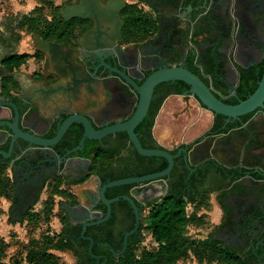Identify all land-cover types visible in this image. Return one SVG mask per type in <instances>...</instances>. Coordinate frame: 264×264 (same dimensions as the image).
<instances>
[{"label":"flooded vegetation","instance_id":"flooded-vegetation-1","mask_svg":"<svg viewBox=\"0 0 264 264\" xmlns=\"http://www.w3.org/2000/svg\"><path fill=\"white\" fill-rule=\"evenodd\" d=\"M78 1H65L58 11L60 16L57 11L54 12V38H47L64 44L67 48L71 47L76 61L89 73L91 79L80 86L76 95L72 90L60 89L54 92V97L44 101L40 85H55L60 81L72 86L71 78L65 79L51 71L48 55L39 51L36 43L33 52L24 49L22 43L25 31L20 26V17L5 15L0 18V57L3 56L2 64L10 72L9 76L3 77L6 86L3 93L17 104L22 101L19 98L33 102L28 103L27 108L33 121L39 123L37 129L40 131H44L50 123L41 121L42 113H61L59 115H63V119L72 112L83 113L91 119L96 129L129 119L136 109L140 94L125 78L127 69L122 64L130 66V72L137 84H141L150 73L159 68L158 64L187 67L207 84L212 85L217 93L224 94L230 103H236L241 98V85L245 80L251 79L255 73H258L260 78L263 73L264 0H207L204 4L195 0H182V3L180 0H174L170 4L160 0H125V6L120 9V18L124 21L120 24L117 21L107 23L104 20L97 23L89 15H70L65 18L62 15L64 4ZM128 8L144 12L153 20L155 27L136 29L134 23L127 21L125 9ZM179 27L183 28V31L178 35ZM203 28L208 31L199 36ZM105 32L113 35L111 49L98 52L86 48L97 41L99 34L105 38ZM118 33L121 36L119 38ZM209 33H212V38H208ZM222 37V41L216 44ZM23 53L32 54L34 61L40 57L44 58L43 68L40 69L35 64L29 74L22 76V65L25 62L19 64L18 56ZM229 60H232L233 64ZM249 62V67L243 66ZM225 69L228 72L226 83L222 80ZM188 87V84L181 80L163 81L155 87L147 114L135 127L144 147H167L155 135L156 117L169 95L181 93ZM178 89H181V92H177ZM160 101V108L154 116L153 111ZM256 112L259 110H255ZM261 114L264 117V112ZM56 123L54 118V123L50 124L52 129L45 134L48 138H57L53 146L54 151H49L47 158L40 157L36 150L38 146L18 138L23 143L22 149L15 147L11 158L0 162L13 184V195L8 208L13 216L17 215L20 204L29 206L23 214L24 220L31 210H35L34 206L44 191H51V194L54 191L56 195L58 190L62 189V194H58V203L63 213L68 216L61 208V203L65 201L73 206L80 205L81 197L77 188L88 182L97 188L99 178L98 196L91 208L94 214L89 218L96 223L87 226L84 233L95 240L92 252L98 257L89 252L90 240L82 236L81 222H72L68 216L69 225L66 230L77 244L88 242L90 258L84 260V264H113L112 261L117 260L129 246L142 240L144 229L141 222L147 203L133 193V188L137 186L134 183L107 189L105 196L108 200L118 198L109 203L100 197L101 186L109 181L139 175V170L147 166L159 168L162 157L147 156L148 158L144 159V155L138 153L126 131L106 134L101 139H86L83 151L70 152L79 142L84 128L81 123L73 122L58 136ZM205 133L202 136L211 135ZM11 141L12 133H8L0 147L9 151ZM32 151L35 154L29 157ZM76 155L90 158L85 170L82 171L85 168L84 163H76L73 160L72 157ZM3 157L0 156V161ZM203 166L190 171L197 174V184L218 186L232 179L233 173L225 172L220 167L216 166L203 172ZM231 183L216 191L229 187ZM16 185L19 196L15 197ZM125 195L133 197L136 201L140 216L137 227V213ZM263 213L264 209L261 214H251L249 217L240 211L241 215L234 230L239 232L238 238L244 243L242 246L237 244L235 236L227 237V244L251 250L252 264H264V245L255 247L257 238L264 243V218L257 221V217ZM12 216L10 218H13ZM220 237L223 240L224 237Z\"/></svg>","mask_w":264,"mask_h":264},{"label":"water","instance_id":"water-1","mask_svg":"<svg viewBox=\"0 0 264 264\" xmlns=\"http://www.w3.org/2000/svg\"><path fill=\"white\" fill-rule=\"evenodd\" d=\"M160 1L170 4L174 0ZM195 1L201 4L207 2V0ZM179 2L182 3V0ZM125 4V0H79L76 3H65L62 8V15L65 18H68L70 15H89L94 18L97 23L104 20L107 23L117 21V23L120 24L124 21L120 18V9L124 7ZM182 31L183 28L179 27L178 35ZM207 31L206 28H203L200 30L199 36L205 35ZM104 36L105 38L102 34H99L97 41L87 45L86 48L98 52H102L104 49H111L113 44L111 39H113V35L109 32H105ZM117 36L118 38L121 37L119 33ZM208 38H212V33L208 34ZM33 39L37 49L48 55L51 71H55L65 79L71 78L73 83V85L70 86L69 84L59 81L55 85L40 86L44 101L47 99L50 100L51 97H54V92L60 89L66 91L72 90L76 95L80 91V86H82L85 81L91 79V77L83 65L76 61L72 54V48H67L64 44L54 42V40L45 39L38 32L33 34ZM222 39L223 37L216 42V44H219ZM116 58H118V60L120 59L117 55ZM2 61L3 56L0 57V145L5 142L8 133H12V141L9 151L0 147V156H4L0 162H4L6 158H11V154L15 147L19 150L22 149L23 143L19 141L18 138L38 146L36 150L40 157L47 158L50 155L49 151H54L53 146L57 142V138H54V136L49 138L45 136L49 129H52L50 124L54 123L55 118L57 120L56 129L58 131V136H60L73 122L81 123L84 128L79 142L70 152L83 151L86 139H101L106 134L126 131L130 141L139 154L144 156H158L166 159L167 165L161 170L104 183L101 186L99 194L106 203L118 198L116 197L112 200H108L105 196V191L113 186L125 183L136 184L137 186L133 188V193L137 198L145 201L147 204L157 197L162 196L168 187V182L165 177L170 175L175 164V159L180 156L183 157L186 165L191 171L201 166L208 159H214L218 164H222L229 168L235 166H244L247 168L257 167L264 171V117L261 114V112H264V70L253 92L246 98H240L236 103H230L224 100V94L217 93L212 85L207 84L197 73L187 67L158 64L160 66L159 68L150 73L141 84H137L134 81V75L130 72V66L122 64L125 66V69H127L125 78L140 94L136 109L129 119L96 129L91 119L83 113L72 112V114L65 119H63V115H59L61 113H52L50 115L42 113L40 114L41 121L50 123H48L49 126H47L44 131H40L37 129L39 123L33 121L29 114V109L27 108L28 103L33 102H27L24 101L23 98H19L20 100L22 99V101L17 104L9 100L3 93L6 88L3 77L9 76L10 72L7 70L6 66L2 64ZM229 62L233 64L232 60H229ZM24 64H26V61ZM243 66L249 67L250 62L243 64ZM227 74L228 72L225 69L222 76L224 83H226ZM174 80H181L188 84L189 87L181 93H172L169 95L165 99L156 117L154 126L155 135L167 147H144L138 137V133L135 131V127L147 114L155 87L163 81ZM43 104L45 106L46 103L44 102ZM255 110H259V112H256L249 118L247 123L242 120L243 115ZM214 113L225 115L227 122L238 120L243 123L226 132L202 136V134L212 126ZM199 136H202L201 139L191 148H188L186 145H180L188 144ZM173 149H176V152H172ZM34 154L35 152H30L29 157ZM72 158L76 163L85 164V168L82 169V171L85 170L90 163V158H85L80 155L73 156ZM61 160H63V156ZM97 182V188L93 187L91 182L81 184L77 188L81 197L80 205L73 206L65 201L61 203V208L66 211L72 222L82 223V236L90 240L89 252L94 257H98L92 252L95 240L90 236H86L84 233L87 226L96 223V221H90L89 218L94 214L91 208L98 196L97 191L100 186L99 178H97ZM18 190V186L16 185L15 197L19 196ZM216 192L224 209V219L215 230L214 235L219 239H221L220 236H223L224 238H222L226 243L229 242L227 237L230 235L235 236L238 242L237 244L242 246L244 243L240 242L238 238L239 232L234 230V226L242 212L250 217L251 214L258 215L263 211L264 178H254L249 173H246L234 179L229 187ZM124 197L131 202L137 213V227L140 216L136 201L131 196L125 195ZM40 200L41 198L37 204H40ZM28 207L29 206H24L22 203L18 206L17 215L12 216L11 213L13 218H10V227L15 228L26 224L28 215L24 220H22V217ZM261 218H264V213L257 217V221ZM136 227L134 229H136ZM257 239L258 242L255 247L259 245L263 246L264 243L261 242L259 238ZM126 244L127 237L125 239V247Z\"/></svg>","mask_w":264,"mask_h":264},{"label":"trees","instance_id":"trees-1","mask_svg":"<svg viewBox=\"0 0 264 264\" xmlns=\"http://www.w3.org/2000/svg\"><path fill=\"white\" fill-rule=\"evenodd\" d=\"M132 5L133 4H131V6ZM125 13L127 21L130 23L132 22V24L134 23L133 26H135L136 29L141 30L143 27L148 29L155 27L153 20L150 19V17L148 18L147 15L139 9L132 10L128 8L125 9ZM57 14L59 15L58 11ZM38 33L45 39H53L54 24H50L47 29L38 31ZM31 55L32 54L29 53L20 54L18 56V63H24ZM257 74L258 73H255L251 79L245 80V82H243L244 84L242 83L240 91L241 98H246L255 90L258 82L257 78H259ZM177 92H181V89H178ZM224 100L228 102L227 99ZM160 105L161 101L153 111L154 116L158 112ZM253 113H255V111L243 115V121L246 122L253 116ZM152 123L153 120L151 124ZM242 123L243 122L237 121L227 122L225 115L214 113L212 126L205 134L226 132L230 128L239 126ZM200 139L201 137H198L188 144H182V146L186 145L188 148H191ZM142 141L144 143V140ZM172 152L176 151L173 150ZM147 158V156H144V159ZM161 161V166H159V168L147 166L144 167L143 170H139L138 174L141 175L165 168L167 165L166 159L161 158ZM202 165H204L203 168L205 167L204 170H201L203 172L217 166L225 172L233 173L231 180L246 173H249L254 178H264V171L257 167L247 168L244 166H235L229 168L222 164H218L214 159H208ZM4 171V166L0 163V187H13L9 175ZM190 171L183 157H177L170 175L165 177L168 181L167 190L160 198L146 206V208L148 207V211L147 214H143L141 224L143 229L147 228L151 231L152 237L157 243V248L145 250L139 256L134 251V245H131L117 260L112 261L113 264H173L176 260L186 257L189 253H192L200 261H216L221 264H252L250 254L253 255V253L251 250L227 244L221 239L215 238V232H212V234L204 238L193 237L189 234L188 225L190 222L205 221V214H199L198 211L203 205L209 204L210 197L207 196V193L216 191L231 183V180H228L218 186L197 184V174L195 172L191 173ZM58 192L62 193V189H59ZM45 208L48 209L46 206ZM36 218L37 216L35 213H30L28 215L30 221ZM62 218L64 219V223L57 237L50 236L45 239L50 243V246H47L49 249L39 246L30 248L27 254L30 264H58L59 256L50 251L51 247L59 250L70 249L75 257V261L71 264H84V260L90 258L88 242L82 245L77 244L66 230V227L69 225L68 216L64 213ZM0 264H5V262L0 259Z\"/></svg>","mask_w":264,"mask_h":264},{"label":"rangeland","instance_id":"rangeland-1","mask_svg":"<svg viewBox=\"0 0 264 264\" xmlns=\"http://www.w3.org/2000/svg\"><path fill=\"white\" fill-rule=\"evenodd\" d=\"M65 1L67 0H0V18L5 15L20 17V26L25 31L23 42H27V45H24V49L28 47L34 50L33 33L47 29L50 24H54V12L59 11ZM52 193L51 191H44L40 204L34 206L35 210L30 211V213L36 214L37 218L35 220L30 221L27 218L26 224L14 228L10 227L12 211L8 208L13 195V187H0V259L5 264H30L27 256L30 248L33 246L48 248L47 246H50V243L45 239L50 236L57 237L64 223L62 218L64 213L58 203V194L62 193L58 192L56 195H54V191ZM207 196L210 197L211 193H207ZM46 197L48 198L46 199ZM147 211L148 207L144 213L147 214ZM219 226L220 224L213 225L206 221L190 222L188 232L193 237L204 238L215 232ZM215 238L217 237L215 236ZM134 248V251L139 256L145 250L157 248V243L149 229L144 228V236L138 244L134 245ZM50 251L59 256L58 264H71L75 261L73 252L70 249L59 250L51 247ZM173 264L221 263L207 260L200 261L192 253H189L186 257L176 260Z\"/></svg>","mask_w":264,"mask_h":264},{"label":"crops","instance_id":"crops-1","mask_svg":"<svg viewBox=\"0 0 264 264\" xmlns=\"http://www.w3.org/2000/svg\"><path fill=\"white\" fill-rule=\"evenodd\" d=\"M25 43L23 42L22 44L27 45V42H25ZM25 49L28 52H33V50L29 49L28 47H26ZM35 64H36V66H38V68H40V69L43 68V66L45 64L44 58L40 57L36 61H34L33 55L29 56L26 59V64L22 65V68H23L22 76H26L27 74H29L30 71L33 69ZM40 86H42V85H40ZM198 213L199 214H205L204 220L206 222L212 223L213 225L222 223V221L224 219V209H223V206L220 202V199H219L216 191L211 192V196L209 198V204L203 205L199 209Z\"/></svg>","mask_w":264,"mask_h":264}]
</instances>
